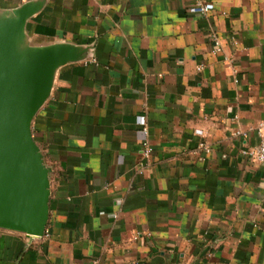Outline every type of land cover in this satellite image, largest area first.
I'll return each mask as SVG.
<instances>
[{"label":"crops","instance_id":"0c3cea01","mask_svg":"<svg viewBox=\"0 0 264 264\" xmlns=\"http://www.w3.org/2000/svg\"><path fill=\"white\" fill-rule=\"evenodd\" d=\"M26 3L41 7L30 46L84 52L58 69L32 123L50 169L46 230L0 229V264H264V165L244 154L264 121V0H211L206 18L191 0L0 10Z\"/></svg>","mask_w":264,"mask_h":264},{"label":"water","instance_id":"95a60500","mask_svg":"<svg viewBox=\"0 0 264 264\" xmlns=\"http://www.w3.org/2000/svg\"><path fill=\"white\" fill-rule=\"evenodd\" d=\"M40 8L26 3L0 10V229L28 237L44 235L50 197V169L35 142L33 119L58 69L84 52L69 44L30 46L26 23Z\"/></svg>","mask_w":264,"mask_h":264},{"label":"built area","instance_id":"2783aa9c","mask_svg":"<svg viewBox=\"0 0 264 264\" xmlns=\"http://www.w3.org/2000/svg\"><path fill=\"white\" fill-rule=\"evenodd\" d=\"M188 12L194 15H197L202 18H206L212 11L211 0H191V5L188 7ZM211 43H212V54L217 55L222 53V45L221 41L217 35H211ZM228 63H233V59L225 58ZM234 74H236L235 70H233ZM235 82H237L235 80ZM236 120V119H235ZM139 127L141 133V157L148 161L153 153V148L151 142L149 140V129L146 118L141 116L139 119ZM257 137L258 143L257 146L248 152H244L252 161L256 163H260L264 165V121H260L254 128ZM240 132H236V135H240ZM198 150L202 151L205 154H209L211 152V148L204 142L199 143Z\"/></svg>","mask_w":264,"mask_h":264},{"label":"rangeland","instance_id":"374dc122","mask_svg":"<svg viewBox=\"0 0 264 264\" xmlns=\"http://www.w3.org/2000/svg\"><path fill=\"white\" fill-rule=\"evenodd\" d=\"M33 121H34V119H33Z\"/></svg>","mask_w":264,"mask_h":264}]
</instances>
